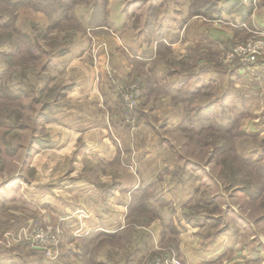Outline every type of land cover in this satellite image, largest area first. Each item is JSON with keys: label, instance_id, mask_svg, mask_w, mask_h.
I'll return each instance as SVG.
<instances>
[{"label": "rangeland", "instance_id": "1", "mask_svg": "<svg viewBox=\"0 0 264 264\" xmlns=\"http://www.w3.org/2000/svg\"><path fill=\"white\" fill-rule=\"evenodd\" d=\"M215 2L217 0H0V264H152L156 257L162 261L174 257L183 264L174 251L178 238L186 241L194 259L206 260L207 263L202 264H264V138L246 133L247 123L264 122V118H257L264 114V79L255 77L257 81L253 85L258 88L254 95L233 89L226 96L222 95L215 103L216 113L212 108L208 112H197L204 107L194 102L198 98L201 102L202 96L165 84L154 87L151 80L154 67H159L161 72L170 66L182 73L184 66L183 58H173L165 47L160 48L161 53L151 66L152 43L176 39V31L181 29L186 17L205 18L196 13H202V9L210 16L211 4ZM104 29L112 32L120 43V55L128 68L117 72L105 62L102 72L109 85L107 90L113 88L118 98L123 128L136 131L137 122L149 121L157 107L163 110L188 105L190 116L184 120L188 119L191 132L180 127L177 131L160 127L156 134V137H173L177 141L172 180L184 184L191 177L190 187L193 182L198 185L197 193L193 191L191 203L184 209V217L188 216L193 226L191 235L181 231L178 236L174 223L164 225L160 232V246L169 253L167 255L160 249H151L154 242L148 227L157 212L151 201L161 204L162 198L149 186L128 193L122 227H101L80 235L74 231V206L69 203L64 206L62 200L56 202L54 192L46 193L51 190L40 188H50L57 180L74 177L77 148L74 149V138L70 141L72 138L67 131L57 127L56 115L74 89V59L82 57L85 63L88 59L91 61L88 64L94 63L91 55L96 53V34ZM259 33L247 35L241 31L239 38L228 41L226 48L234 50L246 45ZM213 50L209 48L208 53ZM139 51L143 54V65H138L143 68L134 64V55ZM259 60L256 67L264 64V56ZM237 67L249 72L255 66L233 68ZM130 85H134L139 94L138 106L135 117L126 122L121 98ZM159 96L164 99L162 103H157ZM250 96L253 99L248 100ZM180 100H188V103L179 104ZM252 108L254 113L248 112ZM238 129L242 135L236 136ZM50 153L63 155L66 160L55 162L50 159ZM48 159L53 165H48ZM93 165L90 160L87 177L96 181L104 178L101 185L110 190L108 186L118 178L117 173H113L117 165L98 161L95 170ZM108 172L111 181H107ZM62 194L69 200L73 195L71 192ZM110 211L112 218L118 217L116 209ZM50 226L56 237L55 231H59L56 254L52 258L31 241L32 230ZM85 227L86 224L84 230ZM38 235L45 236L46 232Z\"/></svg>", "mask_w": 264, "mask_h": 264}, {"label": "crops", "instance_id": "2", "mask_svg": "<svg viewBox=\"0 0 264 264\" xmlns=\"http://www.w3.org/2000/svg\"><path fill=\"white\" fill-rule=\"evenodd\" d=\"M252 3V12L247 22L229 18L208 20L201 16L186 17L182 22L181 29L176 31V39L174 38L173 41L164 40L166 49L170 51L173 58H183L182 73L170 66L161 72L159 67H154L151 72L154 87L165 84L180 91L202 96L204 101L200 102L198 98L194 104L203 107L210 105L209 109L212 108L215 113L218 110L215 103L232 89L247 91L250 95H254L258 88L255 84L253 85L257 81L255 77L258 76L259 80L262 76L264 79V74H261L264 73L262 66L264 64L256 67L260 60L255 63L253 71L249 72L242 71L240 67L233 68L235 66L231 67V65L219 66L224 63L219 59L221 52L228 48V41L232 42L239 38L241 31H245L247 35L256 34L259 31L264 33V11L261 10L264 9V0H252ZM172 30L175 29L172 28ZM99 32L96 34L98 40L95 45L96 53L94 56L91 55L94 63L88 64L91 62L90 59L85 63L81 59L82 57L74 59V89L71 90V94L69 93L70 99L64 103L62 110L56 115L57 127L67 131V134L72 138L70 141L74 138V149L77 148L74 153V177H68L69 180L66 181L57 180L56 184L50 188L44 186L40 188L44 191L51 190L46 193L54 192V198L57 197L56 202L62 200L64 206L67 203L74 206V227L76 228L74 231L77 232L76 235H80L85 231L101 227L106 229L122 227L125 223L124 215L129 200L128 193L142 186H149L155 195L162 198L161 204L151 201L157 210L154 212L155 220L148 227L150 237L154 242L151 249H160L167 255L169 253L160 246V232L164 225L174 223L179 232L178 236L181 231L191 235L193 226L188 220V216H186L187 219L184 217V209L190 205L191 196L193 191L195 194L197 193L198 185L197 182H193V186L190 187L191 177L184 184L172 180L175 167L173 157L176 156L174 143L177 141L173 137L170 139L164 136L156 137V134L160 127L177 131L186 116L185 110L180 104L181 101H179L180 105L175 107L163 108L164 111L157 107L153 116H149V121L137 122L136 131H130L131 128L128 130L123 128L122 120L120 122L121 111L118 98L113 88L111 91L107 90L108 82H105L102 72L105 62H108L117 72H125L128 68L123 63L125 59L120 55V43L115 40L112 32L109 33L105 29ZM101 44H103L102 47H100ZM157 44L156 41L151 45V66L161 53ZM209 48H214V50L208 53ZM135 54L134 64L143 65L141 62L143 54L140 51ZM139 67L143 68V66ZM250 72L252 73L249 74ZM102 90L103 92H101ZM71 95H74V98ZM169 99L168 96L167 100ZM250 99L253 98L250 96L248 100ZM163 101L164 99L159 96L157 103ZM249 111L254 113L253 108ZM259 117L264 118V114L257 116V118ZM246 133L248 135L258 134L264 138V122L260 124L247 123ZM58 144L59 142H57ZM50 159L62 162L63 159L66 160V157L50 153ZM50 159H48V165H53ZM90 160L94 163V170L97 167L95 163L98 161H111L117 165L113 173L114 175L117 173L118 178H115L114 182L108 186L110 190L101 185L105 181L104 178H99L96 181L87 177L86 169H89ZM66 165L67 163L64 162V167ZM101 173L99 176L103 175ZM120 176H124V178L121 179ZM157 177L160 179L156 180ZM107 181H111L110 174ZM33 187H29L28 192H31ZM63 192L73 193L70 200L62 194ZM176 195L177 198L174 199L173 197ZM67 200L69 201L66 202ZM167 204L170 207H167ZM100 209H103L102 212ZM110 209L118 211L117 218H112ZM100 215L102 220H100ZM85 224L87 227L84 230ZM158 242L159 245H157ZM174 251L182 259L183 264L207 263L205 259L203 262H199L189 254L190 251L187 250L184 239L181 242L178 238V247ZM195 252L197 254V251ZM159 253L161 254V252Z\"/></svg>", "mask_w": 264, "mask_h": 264}, {"label": "built area", "instance_id": "3", "mask_svg": "<svg viewBox=\"0 0 264 264\" xmlns=\"http://www.w3.org/2000/svg\"><path fill=\"white\" fill-rule=\"evenodd\" d=\"M258 37H254L255 39L248 40L246 45H241L236 49L230 48L229 50H225V54L221 56L222 62L226 65L233 66H252L255 65L257 61L264 56V33H259ZM138 92L135 89L134 85H130L127 87L125 92L122 94L121 102L122 107L125 110V121L129 122L131 119L135 117V112L138 106ZM52 226L46 229H36L32 230L34 233V238H30L33 243H35L38 248H42L47 254L49 258H52L53 255L56 254L55 246L58 242V234L59 231H55L57 233V237L55 233H52ZM42 231L46 232V235L39 236L38 234ZM32 237V236H31ZM155 259V258H154ZM171 260L164 261L161 258L156 257L153 260L152 264H180L177 259L174 257L169 258Z\"/></svg>", "mask_w": 264, "mask_h": 264}, {"label": "trees", "instance_id": "4", "mask_svg": "<svg viewBox=\"0 0 264 264\" xmlns=\"http://www.w3.org/2000/svg\"><path fill=\"white\" fill-rule=\"evenodd\" d=\"M252 8H253V3L252 0H217V2L212 3L211 4V15L208 16L209 14H207L206 9H202V13L199 11H197L196 13H198V15H203L206 19L208 20H215V19H221V18H229L231 20H236L239 19L240 22H247L251 12H252ZM191 16V15H190ZM99 26V25H98ZM164 40L166 41L167 39H161V40H157L158 42V48H162L165 47V43ZM169 41H173L174 38H170L168 39ZM181 102H187L188 100H180ZM209 106L207 105L204 108H199V110L197 112H202L204 109H208L209 110ZM184 110H185V118L189 117L190 115L188 114V105L184 106ZM193 109H190V111H192ZM207 110V112H208ZM198 114V113H196ZM188 123V119H185L184 122L182 124L179 125V127L186 132H191L190 131V126H187ZM239 129L238 131L235 133L236 136L238 135H242V133L240 134ZM165 248L168 249V247L165 245Z\"/></svg>", "mask_w": 264, "mask_h": 264}, {"label": "clouds", "instance_id": "5", "mask_svg": "<svg viewBox=\"0 0 264 264\" xmlns=\"http://www.w3.org/2000/svg\"><path fill=\"white\" fill-rule=\"evenodd\" d=\"M262 11H264V9H261Z\"/></svg>", "mask_w": 264, "mask_h": 264}]
</instances>
